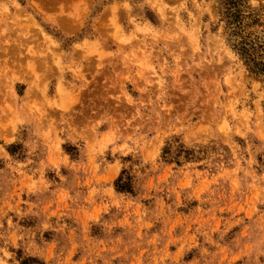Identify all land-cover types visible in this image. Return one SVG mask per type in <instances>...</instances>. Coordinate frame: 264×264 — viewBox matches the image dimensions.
<instances>
[{
  "label": "rangeland",
  "instance_id": "obj_1",
  "mask_svg": "<svg viewBox=\"0 0 264 264\" xmlns=\"http://www.w3.org/2000/svg\"><path fill=\"white\" fill-rule=\"evenodd\" d=\"M0 264H264V0H0Z\"/></svg>",
  "mask_w": 264,
  "mask_h": 264
}]
</instances>
